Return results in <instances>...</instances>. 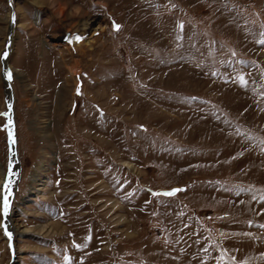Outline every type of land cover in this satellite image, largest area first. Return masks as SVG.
Instances as JSON below:
<instances>
[{
    "label": "rangeland",
    "instance_id": "rangeland-1",
    "mask_svg": "<svg viewBox=\"0 0 264 264\" xmlns=\"http://www.w3.org/2000/svg\"><path fill=\"white\" fill-rule=\"evenodd\" d=\"M262 33L264 0H0V264H264Z\"/></svg>",
    "mask_w": 264,
    "mask_h": 264
},
{
    "label": "snow or ice",
    "instance_id": "snow-or-ice-1",
    "mask_svg": "<svg viewBox=\"0 0 264 264\" xmlns=\"http://www.w3.org/2000/svg\"><path fill=\"white\" fill-rule=\"evenodd\" d=\"M119 25H116V28L117 30L119 29ZM183 27V26H181ZM262 35H264V33H262ZM75 39L77 41L79 40H82L83 38L80 37V36H76ZM261 44H264V39L260 40L259 41ZM8 56V53L5 52L3 54V57L4 58H7ZM6 78L11 81L13 76H12V73L11 71H8L6 73ZM243 79V78H241ZM245 85H247V81H243ZM79 94V92H78ZM9 108H11V105L8 106ZM0 116H6L8 117V124L5 126V129L7 130L8 132V136H9V139L11 140V143H15V136H14V128L12 127V119H11V115L9 112H4V113H0ZM16 173L12 171V168L10 167L9 170H8V178H7V182L3 185L4 189H5V195L3 197V207H2V215L3 217L5 218V221H6V218L8 217L9 215V211H10V207H11V202H10V199L9 197L11 196L12 194V190H11V185L13 184V180H12V177L15 176ZM181 191V189H175L173 191H170V192H167V193H164V195H167V196H174L177 192ZM261 227H264V225H261ZM0 228H2L4 234L9 238L11 239L12 237V233L8 230V225L6 222L0 224ZM76 247H80V245H76ZM205 251H207V249H205Z\"/></svg>",
    "mask_w": 264,
    "mask_h": 264
},
{
    "label": "bare ground",
    "instance_id": "bare-ground-1",
    "mask_svg": "<svg viewBox=\"0 0 264 264\" xmlns=\"http://www.w3.org/2000/svg\"><path fill=\"white\" fill-rule=\"evenodd\" d=\"M36 19H38V15L36 16ZM48 41V40H47ZM47 41H45V43L47 44ZM71 44H74V45H77V46H80L82 43H81V41H77L76 43H71ZM7 70V69H6ZM6 82H9V81H6ZM8 94H9V96H10V90H8ZM13 102V101H12ZM12 104V103H11ZM11 115V114H10ZM11 119H12V117H11ZM12 122H13V119H12ZM12 127H13V124H12ZM14 156V155H13ZM11 168H12V171L13 172H15V171H17V162H16V158L15 157H12V163H11ZM7 178H8V176L5 174V173H2V184H1V186H0V188H1V197H0V199H1V205H0V207H1V209H2V207H3V197H4V195H5V189H4V187H3V185L7 182ZM13 178V177H12ZM11 208H10V211H9V215H8V217L6 218V221H5V218H4V220H3V223L4 222H6L7 223V225H8V230L12 233V237H11V239H9L8 238V240L10 241V244H11V246L14 248V244H13V242H14V238H15V236H16V233L18 232V229L15 227V226H13V224H12V222H11ZM1 213H2V211H1ZM49 228V227H48ZM24 232H26V231H24Z\"/></svg>",
    "mask_w": 264,
    "mask_h": 264
},
{
    "label": "water",
    "instance_id": "water-1",
    "mask_svg": "<svg viewBox=\"0 0 264 264\" xmlns=\"http://www.w3.org/2000/svg\"><path fill=\"white\" fill-rule=\"evenodd\" d=\"M7 51H8V48H7ZM3 74H4V77H5V82L6 81H9L7 78H6V65L4 64L3 65ZM13 104H11V108H10V111H9V113L11 114V117H12V119H13V106H12ZM14 124V123H13Z\"/></svg>",
    "mask_w": 264,
    "mask_h": 264
}]
</instances>
